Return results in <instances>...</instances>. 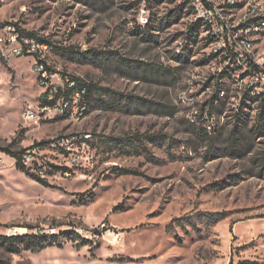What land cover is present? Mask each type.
<instances>
[{
	"label": "rangeland",
	"instance_id": "rangeland-1",
	"mask_svg": "<svg viewBox=\"0 0 264 264\" xmlns=\"http://www.w3.org/2000/svg\"><path fill=\"white\" fill-rule=\"evenodd\" d=\"M190 20L177 0H0V25L49 45L51 73L92 86L83 120L46 114L32 58H0V147L30 150L29 172L0 153V237L42 241L0 243V264H264V107L236 120ZM192 107L216 118L208 140Z\"/></svg>",
	"mask_w": 264,
	"mask_h": 264
},
{
	"label": "built area",
	"instance_id": "built-area-1",
	"mask_svg": "<svg viewBox=\"0 0 264 264\" xmlns=\"http://www.w3.org/2000/svg\"><path fill=\"white\" fill-rule=\"evenodd\" d=\"M257 1L264 2L224 0L217 5L215 0H177L180 7L189 12L191 18L189 29L201 25L200 32L204 34L207 48L210 49L209 57L219 63L216 83L221 84V78L230 76L238 90L232 104L236 120L246 116V109L251 104L259 103L264 107V53H255L256 40L253 38L264 31V17L258 16L256 12ZM138 21L141 26L148 23L144 11L139 14ZM49 55L50 48L47 43L21 37L14 24L0 25V58L25 56L32 58L41 92L40 110L46 114L68 117L79 122L86 117L89 110L88 89L81 81L51 73L47 66ZM197 82L198 76L190 77L186 92L181 96L183 103L188 99L187 93L193 94ZM222 95L223 92L220 97L218 93L212 108L218 105ZM190 99L187 103L192 106L193 98ZM26 118L36 119L37 115L28 113ZM187 118L191 126L206 134L211 135L217 131L216 118L209 108L192 107ZM29 151L26 150L22 155V164L28 170ZM63 161L68 163L69 159L64 157ZM61 171L64 169L61 168Z\"/></svg>",
	"mask_w": 264,
	"mask_h": 264
},
{
	"label": "trees",
	"instance_id": "trees-1",
	"mask_svg": "<svg viewBox=\"0 0 264 264\" xmlns=\"http://www.w3.org/2000/svg\"><path fill=\"white\" fill-rule=\"evenodd\" d=\"M181 8V7H180ZM182 9V8H181ZM189 13V12H187ZM6 24H1V26H4ZM16 27L17 25L14 24ZM148 26V25H146ZM144 26V27H146ZM18 28V27H17ZM201 29V25H195L193 27H191L189 29V37H196L198 35V33L200 32ZM19 30V28H18ZM20 32V31H19ZM20 36H22L21 32H20ZM28 38H32V37H28ZM38 42L44 43V41H40L37 40ZM78 80V79H76ZM80 81V80H78ZM87 89H88V96H89V107H90V95H91V91H92V86L90 84H84ZM193 134L197 137V138H202V139H206L208 140V136L205 132H203L202 130H193L192 131ZM40 144H44V142L40 143ZM26 150H21V151H12L10 147H0V153H3L7 156H9L10 158H12L16 163H15V167L17 170H20L22 172H29V170L22 164V155L24 154ZM51 168H54L56 171H59L58 168L54 167V166H50ZM36 180L38 182H42V180H40L39 178L36 177ZM40 235H26L23 237H14V238H1L0 237V243L5 244L8 243L9 246H13L18 247V246H22L25 247L26 249H39L41 247L42 241H40ZM243 264H258L257 262H250V261H245L243 262Z\"/></svg>",
	"mask_w": 264,
	"mask_h": 264
}]
</instances>
